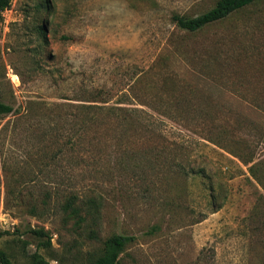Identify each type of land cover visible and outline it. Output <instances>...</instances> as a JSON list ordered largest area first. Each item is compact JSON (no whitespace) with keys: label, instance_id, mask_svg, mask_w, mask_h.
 <instances>
[{"label":"rangeland","instance_id":"obj_1","mask_svg":"<svg viewBox=\"0 0 264 264\" xmlns=\"http://www.w3.org/2000/svg\"><path fill=\"white\" fill-rule=\"evenodd\" d=\"M12 0L0 250L12 264H264V0ZM72 202V212L67 206ZM44 230L51 239L36 237Z\"/></svg>","mask_w":264,"mask_h":264},{"label":"trees","instance_id":"obj_2","mask_svg":"<svg viewBox=\"0 0 264 264\" xmlns=\"http://www.w3.org/2000/svg\"><path fill=\"white\" fill-rule=\"evenodd\" d=\"M260 0H217L214 7L209 11L198 15L196 17H188L186 15L173 14L171 16L172 22L175 26L188 33H195L201 31L203 28L222 21L230 14L241 10L249 5L254 4ZM12 0H0V19L4 10L8 9ZM12 107L0 102V116L11 113ZM69 208L73 207L72 202H67ZM74 214H78L79 210L71 209ZM31 233L39 238H45V246H51V239L44 230H32ZM2 232H0V236ZM131 241V237L122 235H114L107 239L100 254L96 255L91 264H119V257L124 251L126 245ZM35 264H45L40 256L36 255ZM0 264H12L10 257L2 250H0Z\"/></svg>","mask_w":264,"mask_h":264}]
</instances>
